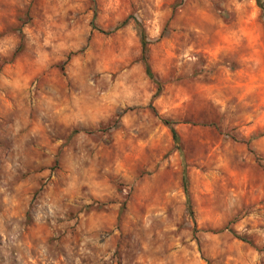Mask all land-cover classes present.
<instances>
[{
  "label": "rangeland",
  "instance_id": "374dc122",
  "mask_svg": "<svg viewBox=\"0 0 264 264\" xmlns=\"http://www.w3.org/2000/svg\"><path fill=\"white\" fill-rule=\"evenodd\" d=\"M0 264H264L256 0H0Z\"/></svg>",
  "mask_w": 264,
  "mask_h": 264
},
{
  "label": "trees",
  "instance_id": "16d2710c",
  "mask_svg": "<svg viewBox=\"0 0 264 264\" xmlns=\"http://www.w3.org/2000/svg\"><path fill=\"white\" fill-rule=\"evenodd\" d=\"M257 1V4L258 6L260 7V9L263 11L264 13V0H256ZM136 22V21H135ZM124 23V22H123ZM137 32H138V35H139V40H140V44H141V48H142V58L144 60V65H145V70H146V73L148 74V76L152 79V80H155L152 73H151V70H150V67H149V64L147 62V57H146V54H147V39H146V36H145V33L143 31V28L142 26L137 22ZM161 90V87L160 85H158V92ZM165 124L168 125L170 131H171V134H172V138L175 142L176 145H179V137H178V134L176 132V130L174 129V127L172 126V123L165 120L164 121ZM180 152H181V149H179ZM184 190L187 194V187H186V184H185V181H184ZM187 202H188V208L190 209V200H189V197L187 195ZM190 214H192V212L190 211ZM241 238V237H240ZM242 240L245 241V239L241 238Z\"/></svg>",
  "mask_w": 264,
  "mask_h": 264
}]
</instances>
